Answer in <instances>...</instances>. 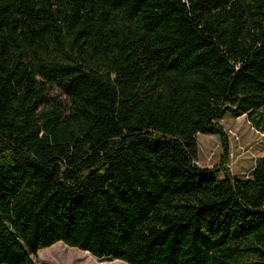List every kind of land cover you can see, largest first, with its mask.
Segmentation results:
<instances>
[{
	"label": "trees",
	"instance_id": "16d2710c",
	"mask_svg": "<svg viewBox=\"0 0 264 264\" xmlns=\"http://www.w3.org/2000/svg\"><path fill=\"white\" fill-rule=\"evenodd\" d=\"M263 107L264 0H0V264H264V158L197 164Z\"/></svg>",
	"mask_w": 264,
	"mask_h": 264
},
{
	"label": "rangeland",
	"instance_id": "374dc122",
	"mask_svg": "<svg viewBox=\"0 0 264 264\" xmlns=\"http://www.w3.org/2000/svg\"><path fill=\"white\" fill-rule=\"evenodd\" d=\"M65 96L58 89H53L51 97ZM261 120L259 125L249 120L246 114L228 113L219 123L226 132V141H222L218 135L199 133V158L197 164L205 167L224 165L236 177H250L254 167L264 158V107L253 114ZM226 160V161H224ZM224 174L218 173V177ZM63 242L57 247H47L39 251L38 263L47 262L50 264H75L73 258L77 254L84 255L80 249L71 247ZM83 251V250H82ZM59 254H62L61 256ZM85 256V255H84ZM88 258H90L89 255ZM85 256V257H86ZM80 257V256H79ZM83 257V258H85ZM109 259V258H103ZM95 260V259H93ZM118 260V259H117ZM85 263L89 262L87 259ZM94 263L95 261H91ZM106 264H127L119 260L118 262H106Z\"/></svg>",
	"mask_w": 264,
	"mask_h": 264
},
{
	"label": "water",
	"instance_id": "95a60500",
	"mask_svg": "<svg viewBox=\"0 0 264 264\" xmlns=\"http://www.w3.org/2000/svg\"><path fill=\"white\" fill-rule=\"evenodd\" d=\"M103 259V258H102Z\"/></svg>",
	"mask_w": 264,
	"mask_h": 264
}]
</instances>
